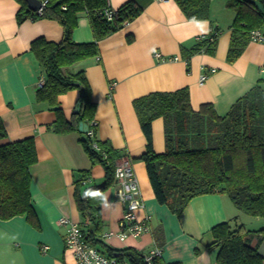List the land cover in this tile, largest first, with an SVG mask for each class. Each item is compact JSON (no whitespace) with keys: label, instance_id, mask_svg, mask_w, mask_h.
Instances as JSON below:
<instances>
[{"label":"crops","instance_id":"0c3cea01","mask_svg":"<svg viewBox=\"0 0 264 264\" xmlns=\"http://www.w3.org/2000/svg\"><path fill=\"white\" fill-rule=\"evenodd\" d=\"M127 1L109 0V4L116 9ZM134 1L142 7L139 15L99 39L97 55L73 65L74 70L85 71L91 99L96 103V137L110 140L123 156L133 159L143 196L137 216L149 217L151 226V232L125 241L104 238L106 232L118 230L124 211L115 194V182L101 202L99 237L115 248L131 247L139 254L157 244L163 250L160 264H221L218 249L212 245V228L241 215L242 224L258 229L264 226V217L243 214L227 193L220 192L194 196L180 215L167 203H160L141 158L147 138L133 101L152 91L187 87L193 108L210 102L225 114L253 87L264 88V43L248 38L241 54L234 61L227 59L236 15L227 1L219 5L212 2L208 19H189L176 0ZM19 8L18 0H0V116L8 132L3 141L35 137L38 160L31 165L30 186L35 215L34 220L25 214L0 219V264H73L74 255L65 247L67 226L59 219L67 216L82 225L75 178L79 170L90 169L88 183L99 184L105 170L102 164H93L81 142V130L55 131V111L36 100L43 69L30 50L31 42L39 36L61 40L63 25L43 17L19 23ZM216 11L221 14L215 15ZM215 28L219 33L214 53H188L199 35L210 34ZM72 37L77 42L96 39L87 14H80ZM202 74L207 75L203 81ZM80 97V88L59 96L66 118L76 111ZM166 147L164 119L157 117L153 120V148L161 153ZM43 245L49 246L46 252ZM259 251L264 264V239Z\"/></svg>","mask_w":264,"mask_h":264},{"label":"trees","instance_id":"16d2710c","mask_svg":"<svg viewBox=\"0 0 264 264\" xmlns=\"http://www.w3.org/2000/svg\"><path fill=\"white\" fill-rule=\"evenodd\" d=\"M18 22L26 18L58 20L64 29L59 41L44 36L35 38L30 50L43 69L45 82L36 92L37 102L47 104L56 113L52 127L57 132L79 130L81 122L87 131L81 132V142L93 164L105 170L102 183L89 184L90 169L78 171L75 178V200L83 217L82 230L94 244L100 243L110 255L126 256L136 263L140 256L131 247L115 248L99 237L102 232L100 206L105 191L116 182L115 170L123 157L111 141L96 137L98 121L96 103L84 70L73 65L99 53L98 40L134 19L142 10L134 0L116 8L112 19L105 10L109 0H47L41 12L32 10L27 0H18ZM189 19H208L211 0H176ZM235 10L233 33L227 59L234 61L243 51L249 30L264 24V13L249 0H228ZM81 13L91 20L96 39L77 42L72 37ZM219 30L205 35L189 50L214 53ZM73 88H80L81 97L70 118H66L59 96ZM147 138L146 151L141 155L155 196L180 215L189 201L198 194L227 193L236 207L252 216L264 217V88L256 85L237 99L230 110L220 114L210 102L199 109L191 105L190 91L181 87L171 91H152L133 101ZM164 119L166 150L157 153L153 148V120ZM96 122V123H95ZM8 135L0 116V219L25 214L34 220L31 198V165L38 160L35 137L25 136L3 141ZM96 144V145H94ZM221 264H263L259 246L264 239V226L249 229L236 220L216 224L212 228ZM157 258L154 264H160ZM169 264H181L172 262Z\"/></svg>","mask_w":264,"mask_h":264},{"label":"built area","instance_id":"2783aa9c","mask_svg":"<svg viewBox=\"0 0 264 264\" xmlns=\"http://www.w3.org/2000/svg\"><path fill=\"white\" fill-rule=\"evenodd\" d=\"M264 5V0H260ZM47 0H41L42 7L37 10L41 12L46 5ZM115 8L105 10V15L108 19H112L115 14ZM264 13V10L262 11ZM205 35H199L197 39L201 40ZM249 39L255 42L264 43V27H255L249 30ZM159 55V53H157ZM211 71H215L213 68ZM206 74L201 75V81L206 78ZM45 82V77L42 75L38 80V86H42ZM96 123V122H95ZM88 134H94V130H89ZM96 145V144H94ZM116 184L118 185L115 191L117 198L122 201L124 211L119 221L118 230H110L104 234L105 239L117 238L125 241L130 237H140L146 232H151V226L148 218L139 219L137 210L143 206V196L140 181L130 156H123L118 160L115 170ZM59 223L67 226L65 234V247L74 255L73 264H154L157 258L162 255V247L155 245L148 252L142 254L139 261L133 263L125 256L110 255L102 251L85 235L82 227L78 222H75L67 216H62ZM48 245H43L42 250L46 252Z\"/></svg>","mask_w":264,"mask_h":264},{"label":"water","instance_id":"95a60500","mask_svg":"<svg viewBox=\"0 0 264 264\" xmlns=\"http://www.w3.org/2000/svg\"><path fill=\"white\" fill-rule=\"evenodd\" d=\"M27 1H28V4L32 10L37 11L38 9H40L42 7L41 0H27ZM249 1L256 4V6L259 8L260 11L264 10V5L260 0H249ZM77 110H78V107H76V111ZM87 127H88L87 124L84 122H81L79 125V129L83 130V131L87 130ZM134 258H135L136 262L139 261V256H135Z\"/></svg>","mask_w":264,"mask_h":264},{"label":"rangeland","instance_id":"374dc122","mask_svg":"<svg viewBox=\"0 0 264 264\" xmlns=\"http://www.w3.org/2000/svg\"><path fill=\"white\" fill-rule=\"evenodd\" d=\"M225 1H228V0H211V3L213 2V4L215 3L216 5H219V4H221L222 2H225ZM214 14L215 15H220L221 14V12L220 11H216V12H214ZM210 17H211V11H210ZM214 17H216V16H214ZM261 27H264V25H262ZM241 212V211H240ZM243 212V214H247V213H245L244 211H242ZM236 221L238 222V223H243V220H242V216L241 215H239V216H237V218H236ZM106 227V224L104 225V228ZM104 236V235H103ZM105 238V237H104ZM98 247L102 250V251H104L103 250V248H102V245L100 244V243H98Z\"/></svg>","mask_w":264,"mask_h":264}]
</instances>
